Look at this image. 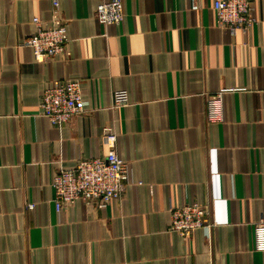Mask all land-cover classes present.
Listing matches in <instances>:
<instances>
[{"label": "crops", "instance_id": "1", "mask_svg": "<svg viewBox=\"0 0 264 264\" xmlns=\"http://www.w3.org/2000/svg\"><path fill=\"white\" fill-rule=\"evenodd\" d=\"M59 1L71 56L47 62L22 43L52 0L0 2V264H264V0L234 36L214 0H123L119 25L97 20L103 0ZM58 79L79 80L87 108L61 128L39 115ZM223 88L225 122L210 123ZM119 89L130 101L113 109ZM108 127L131 164L122 198L57 211L59 165L105 156ZM192 201L216 226L185 238L169 210Z\"/></svg>", "mask_w": 264, "mask_h": 264}, {"label": "built area", "instance_id": "2", "mask_svg": "<svg viewBox=\"0 0 264 264\" xmlns=\"http://www.w3.org/2000/svg\"><path fill=\"white\" fill-rule=\"evenodd\" d=\"M2 0H0L1 2ZM255 0H214L213 9L217 25L227 28L231 35L247 33L256 23ZM97 20L104 25H119L125 18L123 0H103L95 10ZM35 31L26 37L23 45L30 47L37 62L66 60L71 56L67 47L69 36L66 21L60 15V1L52 0V17L42 20L33 18ZM232 89L223 88L209 95L207 120L210 123L225 122L224 94ZM39 104V115L50 123L63 127L77 114L87 111L79 80H55L46 88ZM112 107L121 108L129 104V94L125 89L112 93ZM110 151L102 157L82 158L76 166L67 169L59 165L52 179L55 192L53 199L57 211L77 200L98 203L101 207L111 200L121 199L126 185L131 180V164L120 157L116 150L117 133L111 127L105 128ZM33 203L29 204L33 208ZM169 229L188 238L198 229L215 228L207 204L192 201L181 207H171ZM254 248L264 251V220L254 224Z\"/></svg>", "mask_w": 264, "mask_h": 264}]
</instances>
